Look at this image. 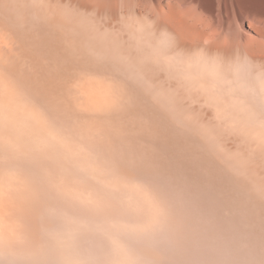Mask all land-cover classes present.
<instances>
[{"label": "rangeland", "instance_id": "1", "mask_svg": "<svg viewBox=\"0 0 264 264\" xmlns=\"http://www.w3.org/2000/svg\"><path fill=\"white\" fill-rule=\"evenodd\" d=\"M160 4L1 0L2 91L75 153L2 127L0 264H264V36L210 48Z\"/></svg>", "mask_w": 264, "mask_h": 264}, {"label": "bare ground", "instance_id": "2", "mask_svg": "<svg viewBox=\"0 0 264 264\" xmlns=\"http://www.w3.org/2000/svg\"><path fill=\"white\" fill-rule=\"evenodd\" d=\"M157 1L159 3L167 2L168 4H170L169 9L166 12H163L160 9L161 4H160V6L158 5L159 6L158 9H160V10L152 9L150 7L147 9V11L150 13L151 16L152 15L154 16L157 13L161 14V15L163 14L166 16H170V18H172L173 20L176 21V25H173V24L171 25V26H173L172 29H176V27H177V29H179V30L181 29V32H182V30H184V31H191V32H196L200 35H204V37L202 36V41L204 40V43H207L205 45H207V46L209 45V47H210V45H212L213 47L218 46L219 44L221 45V44L227 42L228 40L229 41L234 40V39L236 40V36L239 33H241L240 31H241L242 23H243V21H246V20H249V22H251L250 24L253 25L254 29L258 33L262 34V36H264V0H157ZM0 3H1V0H0ZM173 3H177V4L179 3L181 5L187 6L188 8L180 10V9H177L174 5H172ZM98 7H99V5H98ZM124 8H125V6H124ZM158 25H155V26L158 27ZM164 25L166 26V24H164ZM161 27H163V26H160L159 28H161ZM163 29H165V27ZM219 33H222L223 36L222 37L217 36L213 40L212 39L213 36L216 34H219ZM206 34H208V35H207L206 39H204ZM200 35H199V37H200ZM254 42L255 41L247 42L248 44L246 43L247 45L244 48L245 51L253 52L256 49L261 48V51L264 54V43H263V46L262 45L260 46V44H258L259 45L258 46V45H255ZM2 79H3L2 78V23L0 21V161L2 158V146H4V148L8 146L7 148L9 150L14 151V152L17 151L16 146L14 145V142H13L15 140L14 137L12 136L11 140H10V141H12L14 139L12 141L13 142V144H12V142H10L7 138H5L6 136H4V135L2 136V132H3L2 127H6L4 125L13 126L16 128L20 127V125H22V127H24L25 125L22 123H23V120L26 118H27L26 121L29 120L28 123L31 122V124L29 123L30 126L33 128V130L31 132L34 131L36 133V135L39 134V136H40V134H41V136L44 135V136L48 137L49 139H51V141L53 140L55 143L66 148L71 153L72 152L75 153L73 151L74 148L72 147V145H70L68 143V141H66L63 137L54 134V132H56L57 130L55 131L53 127H52L53 131L50 129L51 126L49 124L47 125V122H46L44 115L42 116V114L40 112H38L37 108L35 110L32 107L31 108L27 107L25 102L23 103V101H21L20 98H18V96L14 95L13 91H11V90L10 91L12 93L7 92V90H6V92L4 90L2 91V87H5L4 84H6V83H4L2 85ZM7 82L9 84L13 83V81L12 82L7 81ZM7 86H9V85H7ZM12 87H15V86L11 85V88ZM14 90L17 91V88ZM8 91H9V89H8ZM5 95L7 96V98L4 100L5 102H3L2 96L6 97ZM4 97H3V99H4ZM15 124H17V126H15ZM49 126H50V128H49ZM81 126H84V125L81 124ZM55 128H57V127H55ZM3 129H5V128H3ZM87 130H89V129H87ZM34 132L31 134H35ZM15 137H17V136H15ZM34 137L36 138V136H34ZM19 139H20V137H19ZM36 140H37V138H36ZM47 141H49V140H47ZM51 141H49V142L52 143L53 141L52 142ZM15 143H16V141H15ZM18 146L19 145H17V147ZM85 149L87 150V148H85ZM83 160L84 159H82V161H79V162L82 163ZM90 162L91 161H89V163ZM81 163H79V164H81ZM89 163H87V164L89 165ZM92 165H89L90 168L86 165L88 167V169H90V171L92 169L95 170L97 168V167L96 168L94 167L95 164L93 166ZM96 166H98V165H96ZM87 167H86V169H87ZM100 170H101V168H100ZM8 181H10V180H8ZM8 181H7V183H8ZM118 181L120 182V180H118ZM104 182H106V180ZM116 183H118V182L115 181V179H114V181L111 182L112 185H115ZM7 185H9V183ZM6 187H8V186H6ZM13 187H14V185H13ZM63 187H62L63 189H65V190L67 189V186L63 185ZM23 190L24 189L22 187L20 188L19 186L14 187V189L11 190L12 196L11 197L9 196L10 200H11L10 201L11 204H14L16 207L17 206L20 207V205L22 206L25 204L24 203L25 201L23 200L25 197H23V195H22ZM70 192L71 193L73 192L75 194V190L73 191V189H72V191L70 190L69 193ZM27 193H29V192H27ZM22 203H24V204H22ZM25 206L26 205H24V208H25ZM19 210H21V208H19ZM2 217H3L2 216V168H0V237L4 238L5 235L7 236L8 234L2 233V228H1ZM13 225H15V224H13ZM3 232H5V231H3Z\"/></svg>", "mask_w": 264, "mask_h": 264}]
</instances>
